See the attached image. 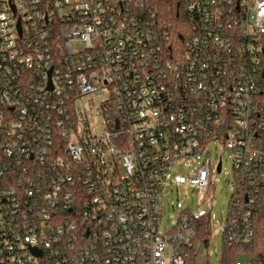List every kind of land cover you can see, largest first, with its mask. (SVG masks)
Wrapping results in <instances>:
<instances>
[{"label": "built area", "instance_id": "built-area-1", "mask_svg": "<svg viewBox=\"0 0 264 264\" xmlns=\"http://www.w3.org/2000/svg\"><path fill=\"white\" fill-rule=\"evenodd\" d=\"M154 3L0 0V264H195L211 210L165 230L158 204L188 160L203 200L214 142L235 170L220 264H262L264 0H186L180 42Z\"/></svg>", "mask_w": 264, "mask_h": 264}, {"label": "rangeland", "instance_id": "rangeland-1", "mask_svg": "<svg viewBox=\"0 0 264 264\" xmlns=\"http://www.w3.org/2000/svg\"><path fill=\"white\" fill-rule=\"evenodd\" d=\"M182 27L188 33L190 23H182ZM210 153L214 162L220 156L222 157L223 170L221 173H212L209 190L205 193L203 200L200 198L199 190L188 181L189 173L196 166L195 162L188 160L173 167V175L177 173L181 175L174 177L173 187L165 192L158 204V211L165 230H170L176 225L184 211L200 214L211 210V235L205 239L207 242L202 239H197L194 242L195 264H220L222 257L229 253L225 250L224 229L234 192L232 184L235 176L233 159L231 151L216 142L211 144ZM204 157L205 154L200 160H203ZM235 258L243 263H249L252 259L249 252L247 254L238 253Z\"/></svg>", "mask_w": 264, "mask_h": 264}, {"label": "trees", "instance_id": "trees-1", "mask_svg": "<svg viewBox=\"0 0 264 264\" xmlns=\"http://www.w3.org/2000/svg\"><path fill=\"white\" fill-rule=\"evenodd\" d=\"M185 2L186 0H155L154 3L158 15L171 26L174 42H180V36L186 38L188 34L182 27V23L188 22ZM209 218V215L199 218V236L205 233ZM249 252L264 264V211L258 212L254 217V242Z\"/></svg>", "mask_w": 264, "mask_h": 264}, {"label": "water", "instance_id": "water-1", "mask_svg": "<svg viewBox=\"0 0 264 264\" xmlns=\"http://www.w3.org/2000/svg\"><path fill=\"white\" fill-rule=\"evenodd\" d=\"M221 171V163H219L218 172Z\"/></svg>", "mask_w": 264, "mask_h": 264}]
</instances>
